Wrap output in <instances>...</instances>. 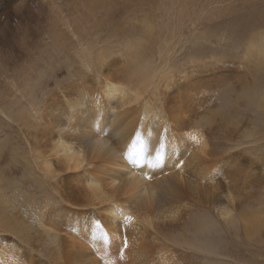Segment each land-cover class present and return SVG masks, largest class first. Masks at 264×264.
Segmentation results:
<instances>
[{
	"label": "rangeland",
	"instance_id": "rangeland-1",
	"mask_svg": "<svg viewBox=\"0 0 264 264\" xmlns=\"http://www.w3.org/2000/svg\"><path fill=\"white\" fill-rule=\"evenodd\" d=\"M260 35H264V0H0V220H7L0 222V246L16 249L27 264L100 260L99 255L88 259L68 251L58 255L59 247L45 240L47 235H41L36 224L47 218L51 229L65 238L75 222L78 228L93 226V233L102 237L96 231L103 227L100 216L105 214L83 191L92 169L63 170L64 162L52 150L66 124L62 100H80L74 109L80 118L90 117L81 134L101 136L109 143L105 157L119 152L114 161L121 163L122 157L128 166L124 153L135 139L129 120H120L116 128L112 112L115 108L119 117L121 110L113 101L109 107L100 104L96 111L89 108L94 100L99 103L95 90L101 81L113 78L115 85L131 84L148 74L144 95L133 106L147 101L156 119L161 108L164 123H170L165 130L173 129L175 137L185 128H195L207 143V152L204 162L195 163V147L187 139L190 143L176 144V150L162 153L163 160L147 168L150 187L158 188L154 186L150 201L153 210H147L153 223L146 230L138 223L130 234L121 231L123 247L125 240L128 246L125 262L264 264V232L245 237L241 227L235 230L217 214L218 207L227 205L236 219L239 211H264V115L260 117L257 106L251 105L253 96V100L264 97V71L247 54L248 45ZM88 56L92 60L85 63ZM129 59L131 68L125 71L123 64ZM50 96L58 100L54 117L46 115L50 109L44 111ZM51 119L58 120L55 129V123L45 124ZM159 133L167 142V131L164 134L160 127ZM73 142L86 153V143ZM43 165L61 181L43 179ZM163 188L170 196L161 201L158 192ZM73 212L89 219L81 222ZM204 218L216 223L212 237L220 256L181 243ZM96 222L100 228L94 227ZM143 234L146 237L141 238Z\"/></svg>",
	"mask_w": 264,
	"mask_h": 264
},
{
	"label": "bare ground",
	"instance_id": "bare-ground-1",
	"mask_svg": "<svg viewBox=\"0 0 264 264\" xmlns=\"http://www.w3.org/2000/svg\"><path fill=\"white\" fill-rule=\"evenodd\" d=\"M257 39H259V40L256 41L255 43H250L248 45L247 54L258 65H260L264 71V35H260ZM259 42H261V45ZM56 44H57V39H55V42H54L55 46H56ZM90 49H91V47L87 48L84 51V54H88ZM244 55H246V54H244ZM248 56H245L246 62H248ZM91 60H92V58L88 56L87 59L85 60V63L90 62ZM131 63H132V61H131V59H129L126 64H123V65H125V67L122 66V67H124L123 69L125 71L130 69ZM99 64H101V63H99ZM127 65L129 68L127 67ZM102 66H103V64H102ZM122 67H120V68H122ZM133 75H134V77L136 75L134 71H133ZM99 80L100 79L96 80V82ZM101 80H103V79H101ZM148 81H149V75L148 74H146V75L144 74L140 80H136L134 83H131V84H127L125 82H120L117 85H115V80H113V78H111V79L108 78L106 80H103L99 84V86L100 85H102V86L99 88L97 87L95 90V93H98L99 103L96 104V102H98V101L94 100L95 104L93 103L92 106L89 108L90 111L93 109H94V111H96L99 108L100 104L101 105L104 104L107 107H109V102L113 101V102L117 103V109L121 110V111H119L120 115H119V117H117V115H116L117 111H115L116 109L114 108V111L112 112V118H111L113 120V123L117 122L116 128L120 127L123 120H129V124H127V125L130 127V129H133L135 139L137 137V134H139V138L143 142V145H141L139 143L136 144L135 148L133 149L134 151L132 152V154H134V156L136 157L135 159H138L139 155L141 154V148L143 147V152H142L143 160H142V162H140L138 164H133L128 160L127 161L128 166L127 165L124 166V164H123L124 159L122 157H120V160L122 161L121 163L115 162L114 158L117 156V154L119 152L117 153L115 151V149H113V148L112 149L114 150V152H116V154H115L116 156L113 155V156H110L109 158L105 157V155H104L105 147L107 145H109V143L106 140L100 138L101 136L100 137L93 136V135H90L89 133H88L89 135L86 137L85 135H83L85 132L83 134H81V132L83 131L82 128H85V125H86L85 123L90 122L89 121L90 117L88 116V117L80 118V116L78 114V112H79L78 109H74L80 104V100L74 101V102L70 101V100H62V102L64 104L63 109H64L65 114H64V112H63V114H64V119L66 120V124L64 125V128L61 127L60 130L58 131V134L63 133L61 135H58V137L60 136L62 138H60V140H57L55 142L52 150L57 155L55 157L58 159H61L64 162L65 167L63 170L69 169V170L74 171V172H78L79 170H82L84 172L86 167L92 169L90 172H87L88 176L84 180L83 191L86 194L85 197H88L91 201L95 200L96 202H98L99 209L102 207L101 213H103L105 215L100 216L104 220L103 227L101 228V230L96 231L102 237H99L98 235H95L93 233V226L91 227L90 230L86 229V227L84 225L78 228V226L76 225L77 223L74 222V223L69 225V227L71 229L69 231V235L67 234L68 238H67V236H65V238H64V236L63 237L60 236L61 233L59 230H56L54 228L51 229L50 224H48L49 222L47 223V218L45 221H43V219H37L36 224L39 226V229H40L39 233L41 232V235L43 233H45L47 235V238L45 240H48V242L51 245H55L54 248L59 247V250H58L59 253L57 251L58 255L61 254L60 251H63V252L68 251L73 256L77 255L74 253H81L82 255H84V257H86L88 259H89L88 255H93V257H97V259L100 256V260H98V261L94 262V261L88 260V261H84V263H82V264H132L131 262L127 263L124 260L126 258L127 248L124 250L123 243H122V237L120 235H121L122 230L123 231H130V232H127L128 234H130L133 230H136L138 228V225H139L138 223H141V226H143L141 228H143V230H146L145 226L146 227L152 226L153 220L150 218L151 215L147 212V210H148L149 206H151L150 201H151L152 196H154L153 193H155V188H157V186H155V184H154L155 188H154V186L150 187V184L148 183V182H150V181H148V175L146 173L147 168L150 166L148 161H154L155 160L156 152L158 149H160L161 145H163V148L161 149L162 153H166V152L172 153L175 149L176 144H180L179 147H181L183 144L188 142L187 139H189L191 141V143L193 144V146L195 147V151H194L195 153L192 156V158L194 157V160L196 161V162L195 161L194 162L195 163L204 162V156L206 155V152H207V143L205 142L201 133L198 132L195 128L187 129L188 131H186V128H185V129H183V133H180L179 136L176 135V137H175V135H173V134H175L173 129L168 127V130H165V128H167V124H170V123L169 122L164 123L166 117H165L161 108L158 109L157 112H155L160 118V119H156L155 115H153V114H152L153 118L151 117L150 110H152V109H150L147 101L144 102L141 106H139V107L137 106L138 108L133 106L134 104L139 103V101L141 100V97H142V95H144V92H145L143 87L148 83ZM97 83H99V82H97ZM93 91H94V89H93ZM200 95H202V94H200ZM50 97L52 98V100H50V103L45 102V107H44L45 113H46L47 109L51 110L50 113H46L47 116L52 115L53 112L56 113L55 110H56V107L58 106V105H56V104H58V102H56L58 100H54L52 96H50ZM91 97H93V96H91ZM153 97H155V96H153ZM253 97H252L251 105H253L254 108H255V106H257L256 108L259 111V115L261 117L264 115V97L263 98H257L254 100H253ZM83 102H84V100H83ZM84 104H87V103L84 102ZM72 106H73V109H72ZM100 109H101V107H100ZM180 112H181V110H180ZM35 113L36 112L34 111V114ZM54 113L52 115L53 117L55 115ZM253 113L255 116V111H253ZM134 114H138V118L132 117V119H129V118H131L130 115H134ZM65 115L67 117H65ZM76 115H78V116H76ZM120 120H121V123H120ZM160 122H161V124H160ZM53 123H55V125H53ZM91 123H93V121H91ZM91 123H89V124H91ZM45 124L50 125V126L53 125V127L55 129V127H57V125L59 123H58V120L51 119L49 122H46ZM160 127H161L162 131H164V134L167 131V133L165 134V136L167 138H169V139H167V142H164V138L162 137L161 133H159ZM124 130H126V129H124ZM115 133H117V132H115ZM122 138L124 139L127 137H122ZM73 141H77V142L79 141L78 142L79 145H81L82 142H84V144L86 143V147H85L86 153H84L82 151V147H77V145ZM131 142L127 145V149H128V146L132 144ZM188 143H190V142H188ZM123 146L124 145H122V147ZM112 149H111V151H113ZM123 149H125V147H123ZM88 151H90V152L88 153ZM107 154L109 156V154H110L109 151ZM184 155H186V154H184ZM179 159H181V158H179ZM191 161H193V160L191 159ZM45 164H46V162H44V165ZM115 164H117V165H115ZM44 165L40 168V172L42 173V177H44L43 179H47V180L55 179V180H57L56 182L61 181L59 178V174L52 172L49 169V166H46V168H45ZM200 165H198V166H200ZM176 170L177 169H175V171ZM79 172H81V171H79ZM169 173H171V172H169ZM178 177H180V176H178ZM247 177H249V176H247ZM171 178H173V177H171ZM79 181H80V179L77 180V182H79ZM181 181H182V179H181ZM183 184H184V182H183ZM183 184H182V186H183ZM156 190H158V188ZM169 193L170 192L168 191L167 188H163L162 190H160L158 192L159 197L160 196L162 197V198L160 197V200L162 201L163 198L169 197L170 196ZM179 198L183 199L182 197H179ZM89 199H87V200H89ZM90 200H89V203L91 202ZM67 201H69V199ZM153 201H155V200H153ZM67 203L70 204L69 202H67ZM85 203L87 204V202H85ZM3 205H4V201H3ZM91 205H93L92 202H91ZM71 206L72 205H69V207H71ZM86 206H88V205H86ZM230 206H231V204H230ZM93 207H94V205L92 206V208ZM152 207L149 208V210L152 209ZM89 208H91V206ZM92 208H91V210H92ZM95 209H96V207H95ZM46 210L48 212H53L52 210H48V209H46ZM2 212H4V211H2ZM217 214L219 215V217L222 220H224V222L226 224L229 223L230 225H233V228L235 230H237L238 228L241 227V230H242L245 237H250V236H253L255 234H257V237H259L260 234L262 232H264V211L263 212L257 211L256 213H255V211L252 212L249 210L239 211V212H237L238 218L236 219L233 215L232 206L229 207V205H227V206L218 207L217 208ZM73 215L77 219H80L81 222L84 221L85 219L86 220L89 219V217H85L84 219H83V217H78L79 215H77L76 212H73ZM125 217H131V220L126 221ZM156 217H157V215H156ZM66 220L68 223L71 222V220L68 216L66 217ZM164 220H161V221H164ZM1 221L6 222L7 220L1 219L0 222ZM100 221L101 220H99V222ZM132 222H133V224H132ZM47 225H49L50 228ZM215 226H216V223L213 220H209L208 218H204L203 224L200 226L197 225V227L192 231V235L189 237V239H187V238H185L186 240L181 239L182 245H184V246L186 245L189 248L196 249V250L201 251L203 253L212 254L215 252L214 255H218L217 254L218 252L216 253V250H215L217 243H216V240L214 239V237H212L213 234L217 232V230H215V228H214ZM105 233H108V234H105ZM145 235L144 234H143V236L141 235V238L144 237ZM166 238H167V236H166ZM177 239H180V238L177 237ZM129 240H128V242H131L130 238H129ZM142 240H144V238ZM138 244H139V242H138ZM176 244H178V240H177ZM179 245H181V244H179ZM140 246H142V245H140ZM6 248H8V247H6ZM74 249H76V251H73ZM145 250H146V248H145ZM148 250H146V251L148 252ZM5 251H10V250L5 249L4 246H0V264H27L28 263V262L25 263L24 262L25 260L23 261V259H20V257L17 255L16 249L11 250L10 252H5ZM146 251H145V253H146ZM121 256L123 257L122 260L120 258ZM218 256H220V255H218ZM224 256L226 257V254ZM161 258H163V257L161 256ZM29 261H30V259H29ZM59 261H60V259L58 260V262ZM66 261H67L66 263L64 262V260L62 262L65 264H67V263L68 264H75L74 263L75 260H73V259L69 260V261L66 260ZM30 263H32V262H30ZM55 263H56V261H55ZM134 263L136 264V262H134ZM162 264H164L163 261H162Z\"/></svg>",
	"mask_w": 264,
	"mask_h": 264
},
{
	"label": "snow or ice",
	"instance_id": "snow-or-ice-1",
	"mask_svg": "<svg viewBox=\"0 0 264 264\" xmlns=\"http://www.w3.org/2000/svg\"><path fill=\"white\" fill-rule=\"evenodd\" d=\"M138 143L143 145V142L139 138V134H137L136 139H134L132 141V144L128 146V151L126 153H124V155L127 156L128 160L131 163H133V164H138V163L142 162V160H143V156H142L143 147L141 148V154L139 155L138 159H133V157H132V151L135 148L136 144H138ZM162 148H163V145H161L160 149H158L157 152H156L155 164H153L152 161H148V163L150 165L155 166L156 164H159L163 160V154H162V150H161ZM125 220L129 221V220H131V217H125ZM94 227L95 228H100L99 222H96ZM124 247L125 248L127 247V241L126 240L124 241Z\"/></svg>",
	"mask_w": 264,
	"mask_h": 264
}]
</instances>
